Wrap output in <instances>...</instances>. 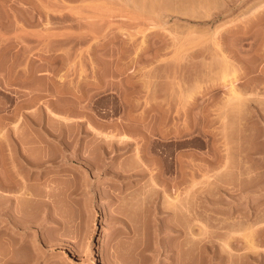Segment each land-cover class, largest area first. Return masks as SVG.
Wrapping results in <instances>:
<instances>
[{"label": "rangeland", "instance_id": "1", "mask_svg": "<svg viewBox=\"0 0 264 264\" xmlns=\"http://www.w3.org/2000/svg\"><path fill=\"white\" fill-rule=\"evenodd\" d=\"M102 261L264 264V0H0V264Z\"/></svg>", "mask_w": 264, "mask_h": 264}, {"label": "bare ground", "instance_id": "2", "mask_svg": "<svg viewBox=\"0 0 264 264\" xmlns=\"http://www.w3.org/2000/svg\"><path fill=\"white\" fill-rule=\"evenodd\" d=\"M110 137H111V136H110ZM178 158H179V157H178ZM178 158H177V160H178ZM180 194H181V193H178V194L176 193L175 196H173V197H174L173 200L175 201L176 204H177L176 201H178V200L181 199V198H179V197H181ZM194 197H195V195H194ZM194 197H193V198H194ZM180 201H181V200H180ZM180 201H179V202H180ZM173 205H174V203H173ZM177 205H178V204H177ZM178 206H180V204H179ZM178 206L175 205V207H177V208H178ZM186 206H187V205H186ZM189 206H191V205H189ZM171 208H173V207H171ZM177 208H176V209H177ZM189 208H191V207H189ZM225 208H226V207H225ZM164 209H165V208H164ZM166 209H167V208H166ZM177 210H178V209H177ZM180 210L182 211V208H180ZM180 210H179V211H180ZM188 210H190V209H187V211H188ZM190 211H191V210H190ZM119 212H120V211H119ZM174 212H175V211H174ZM183 212H184V211H183ZM183 212H182V213H183ZM175 213H176V212H175ZM173 214H174V213H173ZM114 215H115V214H114ZM180 215H181V214H180ZM178 216H179V215H178ZM113 217H114V216H113ZM226 222H227V221H226ZM226 222L224 221L223 223H226ZM192 223H193V222H192ZM239 224H241V223H239ZM239 224H238V226H239ZM175 225H176V227H177V224H175ZM190 225H192V224H190ZM193 225H194V224H193ZM193 225L191 226L192 228L195 226V225H194V226H193ZM196 225H197V224H196ZM228 225H229V224H228ZM242 225L244 226L243 223H242ZM204 226H206V225L203 224V227H204ZM220 226H222V225H219V227H220ZM226 226H227V223L225 224V227H226ZM200 227H201V225H200ZM203 227H201L200 229H203ZM239 227H241V228H239ZM239 227H238V228L241 229V230L245 229V228H243L242 226H239ZM196 228H197V227H196ZM220 228H221V227H220ZM228 228H229V227H228ZM176 229H177V228H175V230H176ZM178 229H179V228H178ZM180 229H181V228H180ZM182 229H183V227H182ZM190 229H191V228H190ZM205 229H207V228L205 227ZM221 229H222V228H221ZM226 229H227V228H226ZM193 231H194V230H193ZM203 231H204V229H203ZM239 232H242V231H239ZM212 233H213V232H212ZM213 234H214V233H213ZM213 241H214V240H213ZM213 243H214V242H213ZM225 244H226V243H225ZM227 244H228V242H227ZM227 244H226V245H227ZM228 245H229V244H228ZM201 246H202V245H201ZM218 247H219V246H218ZM218 247H216L215 244H212V243L209 244V242L205 241V244L203 243V247H202V248H203V252H204V251H210V253H211V251H212L211 254H214V253L216 254V253H218V251H219ZM220 251L222 252L221 249H220ZM201 252H202V251H201ZM213 252H214V253H213ZM210 253L208 252V254H210ZM224 254H225V253H224ZM219 256L223 258V256H225V255H223V256L219 255ZM102 262H103V264H108L106 261H102Z\"/></svg>", "mask_w": 264, "mask_h": 264}]
</instances>
